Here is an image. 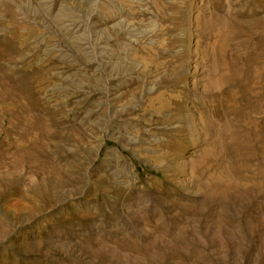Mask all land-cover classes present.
<instances>
[{
	"label": "rangeland",
	"instance_id": "obj_1",
	"mask_svg": "<svg viewBox=\"0 0 264 264\" xmlns=\"http://www.w3.org/2000/svg\"><path fill=\"white\" fill-rule=\"evenodd\" d=\"M0 264H264V0H0Z\"/></svg>",
	"mask_w": 264,
	"mask_h": 264
},
{
	"label": "bare ground",
	"instance_id": "obj_2",
	"mask_svg": "<svg viewBox=\"0 0 264 264\" xmlns=\"http://www.w3.org/2000/svg\"><path fill=\"white\" fill-rule=\"evenodd\" d=\"M43 4H44V3H43ZM81 47H82V46H81ZM103 47H104V46H103ZM105 47H106V46H105ZM99 55H100V54H99ZM187 116H188V114H187ZM187 118H188V117H187ZM187 118H186V119H187ZM191 120H192V119H191ZM186 121H187V120H186ZM193 124H194V123H193ZM194 134H195V133H194Z\"/></svg>",
	"mask_w": 264,
	"mask_h": 264
}]
</instances>
